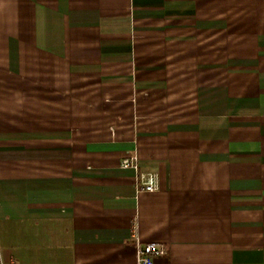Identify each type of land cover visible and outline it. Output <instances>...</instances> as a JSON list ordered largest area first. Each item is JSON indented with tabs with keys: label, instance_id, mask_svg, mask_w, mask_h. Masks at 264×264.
<instances>
[{
	"label": "crops",
	"instance_id": "1",
	"mask_svg": "<svg viewBox=\"0 0 264 264\" xmlns=\"http://www.w3.org/2000/svg\"><path fill=\"white\" fill-rule=\"evenodd\" d=\"M134 221L264 264V0H0L5 264H138Z\"/></svg>",
	"mask_w": 264,
	"mask_h": 264
},
{
	"label": "built area",
	"instance_id": "2",
	"mask_svg": "<svg viewBox=\"0 0 264 264\" xmlns=\"http://www.w3.org/2000/svg\"><path fill=\"white\" fill-rule=\"evenodd\" d=\"M123 167H134L138 166V158L135 155H131L122 160ZM158 188L156 174L143 175L139 182V190L154 191ZM138 226L136 221L132 225V236L131 244L136 246L138 264H154L156 257L166 254L167 248L160 242H147L142 243L137 234ZM0 264H5L1 249H0Z\"/></svg>",
	"mask_w": 264,
	"mask_h": 264
}]
</instances>
